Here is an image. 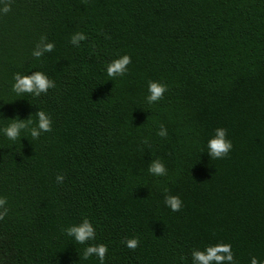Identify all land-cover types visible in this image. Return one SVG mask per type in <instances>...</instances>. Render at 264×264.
Wrapping results in <instances>:
<instances>
[{
	"label": "trees",
	"instance_id": "trees-1",
	"mask_svg": "<svg viewBox=\"0 0 264 264\" xmlns=\"http://www.w3.org/2000/svg\"><path fill=\"white\" fill-rule=\"evenodd\" d=\"M0 264H264V0H0Z\"/></svg>",
	"mask_w": 264,
	"mask_h": 264
}]
</instances>
